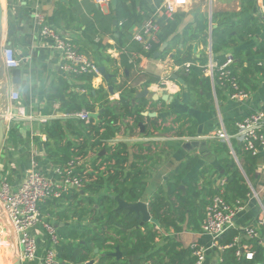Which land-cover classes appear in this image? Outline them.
I'll return each mask as SVG.
<instances>
[{
    "label": "crops",
    "instance_id": "crops-1",
    "mask_svg": "<svg viewBox=\"0 0 264 264\" xmlns=\"http://www.w3.org/2000/svg\"><path fill=\"white\" fill-rule=\"evenodd\" d=\"M1 2L3 16L0 53L5 46H10L22 60L18 67L21 70L20 82L12 83L11 69L5 67L4 78H0V111L3 106V85L6 86L8 106L4 139L0 146V180L7 181L15 189L33 159L40 171L52 175L55 161L60 157L59 154L63 153L62 146L66 140L62 139L61 145L51 140L54 156L49 157L45 145L48 139L44 125L56 118L61 119L64 125L78 104L77 101H72L73 94L78 98L87 94L81 87L85 81L61 69L59 52L54 49L50 39L41 36L34 19V14L38 12L44 16L47 24L66 36L81 52L91 58L98 68H104L105 73L110 76L108 80L99 72L92 76L89 83L95 91L100 88L105 90L106 95L103 97L109 106L118 105L120 86L123 84L134 89L132 100L137 92L148 88L146 97L132 102L134 105L144 99L141 111L143 120L134 126L132 117L121 118L117 121L119 129L110 140L112 142L107 143V146H113L117 142H123L128 156L125 171L144 173V189L139 200L149 204L153 194L164 191L166 197L178 206L176 196H167L168 181L176 174V169L185 163L188 165L191 158L192 164H189L183 176L179 177L180 195H186L190 188L204 190V193L208 189H214L216 192L220 180L227 178L224 186L226 200L232 202L240 198L245 204L244 209L240 210L235 218V228L239 230L238 243H246L245 240L248 239L244 229L256 222L261 210L260 203L264 207V152L251 156L233 139L234 157L228 145L221 140L201 136L212 134L221 126L227 133H233L235 123L243 115L264 110V0H186L175 12L183 14L175 32L151 56L144 53L140 45L131 39L132 31L140 24L133 26L128 36L119 38L115 11L111 3L99 7L92 0ZM213 14L228 15L216 17L212 21ZM201 17L206 18L208 22L206 36L195 31L196 23ZM248 17L251 19L248 20V28L253 31L236 40L224 51L234 53L233 70L242 88L249 93L248 98L242 101L232 100L229 90L222 85L216 84L213 87L211 82H206L189 88L184 80L180 84L173 78L174 75L181 78L174 54L180 57L189 55L197 62H207L210 58L216 61L211 48V29L223 18H227V21L235 26L242 24ZM174 36H177L175 40ZM166 49L169 50L164 53ZM123 54L127 56L128 67L120 63ZM165 76L177 81L178 92L171 94L156 87L158 80ZM11 92H17L19 98L11 100ZM155 93L158 94L157 99L153 98ZM164 94L171 97L162 100L161 96ZM92 102L90 99V103ZM18 108H22L27 117L18 118ZM100 110L103 111V108L95 101L94 111L91 112L97 114L96 118L93 117L95 121L102 112ZM65 134L69 139L73 138L74 146L82 143L83 137L77 138V135H72L67 129ZM184 136L193 139L185 141L181 138ZM194 140L198 141V145L193 144ZM188 142H192L191 145L187 144ZM89 143L88 140L86 147ZM74 151H77L76 148ZM87 152L85 159L96 174L104 172L106 163L104 158L100 157L107 152L97 147L88 149ZM227 159L234 161L247 191L254 189L258 199L247 198V191L244 197L238 196L233 188L228 186L229 180L233 178V168L228 166ZM77 192L83 194L82 189ZM64 199L65 203L76 206V200L80 198ZM204 201L206 204L202 208L203 215L210 197L205 195ZM183 212L186 220L178 222L179 231L173 227L165 230L160 225L152 224L159 234L155 238L157 245L173 240L179 244L177 249H182L189 248L193 242H200L210 248L203 264H218V258L223 251L210 247L211 236L200 231L203 218L198 221L196 228L194 224L187 222L189 212ZM46 216L48 217V213H42L43 219H47ZM73 216V221L69 224L77 223L74 212ZM59 225L62 224L56 222L53 225L56 231ZM39 226L31 229L37 240V251L36 258L29 264H42L44 250L50 245L49 237ZM15 244L17 245L16 241Z\"/></svg>",
    "mask_w": 264,
    "mask_h": 264
},
{
    "label": "trees",
    "instance_id": "trees-1",
    "mask_svg": "<svg viewBox=\"0 0 264 264\" xmlns=\"http://www.w3.org/2000/svg\"><path fill=\"white\" fill-rule=\"evenodd\" d=\"M160 3L161 0H153L152 3L146 0H117L114 17L119 38L128 36L132 27L146 20ZM227 15L217 16L213 14L212 21L216 17H227ZM182 16V13H174L171 18H165L164 15L161 17L158 42L154 44L152 52L147 53V55H153L160 45L172 36ZM227 20V18H223L215 28L211 29V48L217 62L223 61L226 53L224 51L231 47L236 40L242 39L251 30L253 31V29L248 28L250 17L245 19L242 24L235 26ZM195 31L204 36L207 35L208 22L206 18L201 17L197 21ZM176 38L177 36L173 37L174 40ZM168 50L166 49L164 53ZM174 57L176 65L180 67L179 75L189 88L198 83L210 82L209 78L203 75L200 67L206 63L205 61L198 60L199 62H197L189 55L180 57L178 54H174ZM185 62L193 63L187 73L182 67ZM120 63L122 66L128 67L125 54L122 55ZM260 69L257 68V70ZM78 77L85 81L81 87L87 91V94H82L80 98L73 94L74 99L72 101L78 102L73 108L74 112L84 107L91 113L94 111L95 101L100 103V108H103V111L99 113L96 121L93 117L90 118L89 122H85L70 116L65 120L64 125L59 118L46 122L44 131L48 139L45 144L48 156H54L50 141L52 140L59 145L61 140L65 139L66 143L62 146L64 147L63 153L59 154L60 157L55 161L56 165L64 164L76 155L85 157L88 149L94 147L107 152L100 157L104 158L106 165L104 172L89 173L86 176L89 181L84 183L83 194L71 191L62 196L74 199L79 197L80 199L76 200L74 209L77 223L63 224L57 228L59 241L55 245V250L58 258L71 264H86L90 260H94L93 264H145L146 262L149 264H194L195 259L191 256L190 248L177 249L179 244L173 240L157 245L155 238L159 234L153 228L154 224L147 223L138 228L139 215L136 213L128 214L125 210L116 208V195L127 202H135L142 197L144 173L142 171H125L124 166L128 161V156L123 142H117L113 146H107V143L112 142L110 140L119 129L117 121L121 118L132 117L134 126L143 120L141 111L144 107V99H140L137 104L133 105L131 100L134 89L123 84L120 86L118 105L109 106L108 101L103 97L106 95L105 90L100 88L95 91L91 88L89 83L92 78L91 75ZM90 99L93 101L92 103H90ZM65 129L72 135H77V138L83 137L82 143L74 146L73 138L69 139L66 136ZM88 140L90 143L86 147ZM75 148L77 151H74ZM192 162L193 160L190 158L189 164ZM226 162L228 166L233 168V178L229 180L228 186H231L238 196L244 197L247 188L243 184L244 180L240 172L234 166L232 159H227ZM188 165L185 163L177 168L176 174L170 177L168 181L167 196H176L178 206H175V203L166 197L164 191L153 194L149 201L148 206L151 215L158 220V225L164 227L165 230L169 227L180 230L178 222L186 220L183 210L189 212L188 224H194L197 228L198 221L204 217L202 208L206 204L205 201L203 202L205 195L211 197L215 193L214 189H208L204 193V190L198 191L195 188H190L186 195H180L179 177L183 176L185 170L189 168ZM199 198L202 199L198 201ZM57 199L60 198L46 199L45 203L40 204V210L44 211L48 207L50 208ZM82 204L84 206H81ZM238 235L239 230L232 227L217 238V243L229 245ZM245 242L251 244L254 255L251 260L243 259L244 264H264V246L259 245L256 239H248ZM116 246L122 252V257L119 259L111 255ZM96 248L98 249L97 252L94 251ZM236 249V245L226 247L221 254L222 260L219 264L235 263L237 261L234 256ZM136 255L138 256L136 257Z\"/></svg>",
    "mask_w": 264,
    "mask_h": 264
},
{
    "label": "built area",
    "instance_id": "built-area-1",
    "mask_svg": "<svg viewBox=\"0 0 264 264\" xmlns=\"http://www.w3.org/2000/svg\"><path fill=\"white\" fill-rule=\"evenodd\" d=\"M92 1L99 7L110 3V0ZM185 3L186 0H162L155 11L132 31L131 39L140 45L144 53L152 52L154 44L159 39L161 17L164 15L165 18H171L177 9ZM34 19L36 25L39 26L41 36L50 39L54 49L59 52L60 67L64 72L76 76H93L99 73L97 64L81 52L66 36L61 35L47 24L41 13L36 12ZM1 58L4 67L7 69L18 68L22 60L16 56L15 51L10 46H5L2 49ZM234 61L233 54L226 53L222 62L210 58L200 67L203 75L210 79L213 87L216 84L222 85L229 90L230 99L242 101L249 97V93L240 85L239 79L233 70ZM191 65H193L192 62L183 64L182 67L186 73ZM177 68L180 67L177 66ZM156 87L171 94L179 91V84L169 76L161 77ZM18 98L17 92L10 93L11 100H17ZM90 114L86 109H81L69 115L89 122ZM17 117H27L22 108H18ZM201 137L221 140L228 145L230 153L234 157L233 139L241 145L242 150L251 156H258L261 152H264V110L252 111L243 115L235 123L233 133H227L221 126L212 134ZM181 138L185 141L193 139L189 136ZM85 158L76 155L64 164L55 165L52 175L40 171L37 162L33 159L30 168L26 170L15 189L7 181L0 180V217L5 223L8 233L11 234L8 225L13 230L14 239L19 246L20 264H29L36 258L37 240L31 233V229L39 225L49 237L50 242L41 258L42 264H65L64 261L58 258L55 250V245L59 241L56 228L47 219H43L39 206L48 198H61L71 191L77 192L83 188L84 183L89 181L86 176L95 172ZM226 183L227 178L221 179L217 191L210 197L201 221L200 231L211 236L210 247L223 251L226 247L236 245L237 249L234 256L237 261L233 264H244L243 259L251 260L254 255V250L251 249L248 243H238V236L229 245H219L217 243V238L221 234L235 227V218L245 206L240 198H236L232 202L226 200L224 197ZM246 197L258 199L257 193L252 188L247 192ZM260 206L261 210L256 222L245 228L244 234L247 239H256L259 245L264 246V207L261 203ZM189 248L191 256L195 259L194 264H203L210 248L200 242L191 243ZM221 260L222 258L219 257L218 264Z\"/></svg>",
    "mask_w": 264,
    "mask_h": 264
},
{
    "label": "water",
    "instance_id": "water-1",
    "mask_svg": "<svg viewBox=\"0 0 264 264\" xmlns=\"http://www.w3.org/2000/svg\"><path fill=\"white\" fill-rule=\"evenodd\" d=\"M148 2H152V0H147ZM110 3L113 7V10H115L116 8V4H117V0H110ZM2 2L0 0V46H1V35H2ZM99 72L104 76V78L106 80H108V78L110 77L109 75H107L105 73V70L103 67H99ZM0 78L3 79L4 78V65H3V61L1 58V53H0ZM174 79H176L180 84L183 83V79L177 77L176 75L173 76ZM11 79H12V83H18L21 80V70L19 68H13L11 69ZM111 88V87H110ZM148 88L145 87L143 88L142 91L137 92L134 99L132 100V102H134L135 99H139V98H144L147 96L148 94ZM1 95H2V99H3V106H2V110L0 111V146L2 144V141L4 139V125H5V120H6V115L8 112V106H7V95H6V86L3 85L2 86V90H1ZM171 96H168L167 94H164L163 96H161L162 100H166L167 98H170ZM153 98L157 99L158 98V94L155 93L153 95ZM102 111V110H100ZM92 117L96 118L97 114L96 113H91L90 114ZM141 125V124H140ZM192 143V142H191ZM191 143H187L190 144ZM194 145H198V141L196 142L194 140L193 142ZM115 200L117 202V209H123L125 210L128 214L129 213H136L137 215L140 216V222L138 224V228L139 227H143L145 224L147 223H151L154 225H158V220L156 218H154L148 208V204L142 200H137L135 202H127L124 201L123 199H121L119 196H115ZM8 228L10 230L11 235L14 238V233L12 228L8 225ZM18 246V245H17ZM95 252L98 251V249L96 248L94 250ZM111 255L114 256L116 259H119L122 257V252L119 250V247L116 246L114 251L111 252ZM138 255H136L137 257ZM129 259L131 257H128ZM94 260H90L88 261L86 264H93ZM11 264H20V259H19V255H18V249L15 251L14 255L12 256L11 259Z\"/></svg>",
    "mask_w": 264,
    "mask_h": 264
},
{
    "label": "rangeland",
    "instance_id": "rangeland-1",
    "mask_svg": "<svg viewBox=\"0 0 264 264\" xmlns=\"http://www.w3.org/2000/svg\"><path fill=\"white\" fill-rule=\"evenodd\" d=\"M64 198L65 197H61L60 199H57V201L50 208L48 207L50 210L49 212H47L48 209L44 211L40 210L44 214L48 213L49 216L47 217V220L53 225L56 222H60V224L63 225L64 222L69 224L70 221H73V212L76 206H74L72 203L71 205L65 203L66 200ZM45 201L42 203H45ZM81 206H84V204ZM62 212L63 214H60ZM17 249L19 250V246L15 244L13 236L8 233L5 223L0 217V264H11L12 256Z\"/></svg>",
    "mask_w": 264,
    "mask_h": 264
}]
</instances>
